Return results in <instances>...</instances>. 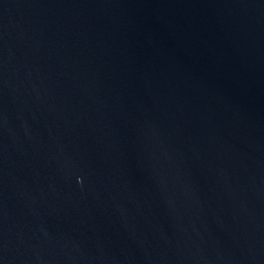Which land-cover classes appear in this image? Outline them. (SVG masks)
<instances>
[{
    "label": "water",
    "instance_id": "1",
    "mask_svg": "<svg viewBox=\"0 0 264 264\" xmlns=\"http://www.w3.org/2000/svg\"><path fill=\"white\" fill-rule=\"evenodd\" d=\"M0 264H264V0H0Z\"/></svg>",
    "mask_w": 264,
    "mask_h": 264
}]
</instances>
